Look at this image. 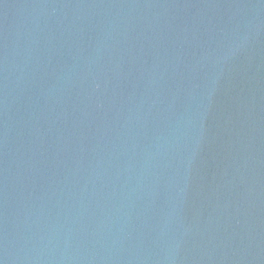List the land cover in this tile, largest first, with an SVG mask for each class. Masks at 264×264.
I'll return each instance as SVG.
<instances>
[{
  "label": "water",
  "instance_id": "95a60500",
  "mask_svg": "<svg viewBox=\"0 0 264 264\" xmlns=\"http://www.w3.org/2000/svg\"><path fill=\"white\" fill-rule=\"evenodd\" d=\"M0 264H264V0H0Z\"/></svg>",
  "mask_w": 264,
  "mask_h": 264
}]
</instances>
